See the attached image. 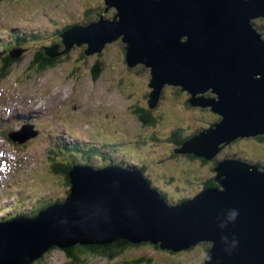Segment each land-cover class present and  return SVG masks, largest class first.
Masks as SVG:
<instances>
[{"label": "water", "instance_id": "95a60500", "mask_svg": "<svg viewBox=\"0 0 264 264\" xmlns=\"http://www.w3.org/2000/svg\"><path fill=\"white\" fill-rule=\"evenodd\" d=\"M105 3L106 10L116 9L114 19L69 28L63 52L86 43L85 53L94 54L122 36L128 64L150 68V107L168 83L187 90L191 104L221 116L176 152L212 160L237 138L264 135V38L252 22L264 17V0ZM58 47L52 44L46 53L58 56ZM14 51L15 57L23 52ZM209 89L217 96H205ZM35 134L10 136L22 143ZM214 170L218 186L169 205L141 171L74 165L64 201L34 218L0 222V264L32 263L53 245L119 239L174 251L208 241L204 264H264V170L238 158H224Z\"/></svg>", "mask_w": 264, "mask_h": 264}, {"label": "rangeland", "instance_id": "374dc122", "mask_svg": "<svg viewBox=\"0 0 264 264\" xmlns=\"http://www.w3.org/2000/svg\"><path fill=\"white\" fill-rule=\"evenodd\" d=\"M115 11L112 7L106 12L104 0H0L1 53L6 48L1 45L3 41L9 46L14 44L9 36L13 30L21 35L27 33L28 37L37 36L31 51L23 54L8 73L3 76L0 71V131L7 125L19 128L32 123L39 133L19 144L0 132V220L13 211L28 212L39 202L67 196L69 186L64 175L54 173L51 164L53 158L73 159L66 149L73 145L92 156L102 153L108 144L101 156H117L125 163L130 160L145 165L147 177L174 194L167 200L169 203H175L182 194L192 197L205 180L216 176L215 158L242 157L264 166V137L237 138V142L225 146L206 162L176 152L179 148L170 138H184L221 117L211 107L191 104L187 90L168 83L157 104L150 107V69L142 62L128 64L122 36L99 53L83 56L87 46L75 45L61 55L54 67L40 73L33 69V51L44 44L61 43L63 26L74 21L87 22L99 14L112 18ZM253 20L264 38V17ZM16 53L12 51L11 55L15 57ZM2 64L1 60L0 67ZM96 65L99 71L95 74ZM205 96L217 94L209 89ZM140 109L149 110L154 122L146 124L140 120L136 112ZM31 130L25 128L24 132ZM100 143L101 146L96 145ZM91 158L93 164L103 163L100 156ZM20 189L21 199L14 195ZM210 243L199 242L177 252L152 243L136 245L114 259L86 253L78 264H201L208 258ZM142 257L151 258V262L139 263L137 259ZM41 259L35 264H70L69 255L59 248L51 249Z\"/></svg>", "mask_w": 264, "mask_h": 264}, {"label": "trees", "instance_id": "16d2710c", "mask_svg": "<svg viewBox=\"0 0 264 264\" xmlns=\"http://www.w3.org/2000/svg\"><path fill=\"white\" fill-rule=\"evenodd\" d=\"M253 22H254V20H253ZM69 26H72V25H68L66 27L68 28ZM66 27L64 29H61V31H64L65 29H67ZM12 39L15 40V43L14 44H16V47H21V48H24V49L29 48L30 51H31V47H32L31 45H33L35 43L34 42L35 38H33V37H30L29 38L27 34H24V35L23 34L22 35L21 34H16L15 33V30L12 32ZM13 46H9L7 43H5V47L6 48L4 49V51L2 53L0 52V55L2 54V56H0V60H2V63H3L1 65V67H0V71H1V74L3 76H4L5 73L9 72V69L12 68V66L17 61H19L20 59H22V57H23V55H20L17 58H13V56L11 55V50H12ZM65 47H66V45H64V43L61 42L60 43V48H59L61 54L58 55V56H55V57H51V56H49L46 53V50L48 49L47 46H45V45L38 46L37 49H35L33 51V53H34L35 56H34L33 61L31 62V64L33 63V65L36 66L33 69H36L40 73V71H44V70H46L48 68L54 67L59 62V60L61 59V55L64 53L63 52V49ZM74 47H75V45H74ZM85 55H87V54L85 53V50H84L83 56H85ZM97 71H99L98 66L96 68H94L95 74H96ZM136 112H137V115H138L139 119L142 120L144 123L151 124L152 122H154V118L152 116H150L149 110L146 111L144 109H140V110H136ZM216 116L219 117L218 115H216ZM198 132H200V131H198ZM198 132H196V134ZM179 136H181V135H179ZM195 136H196L195 133H191L189 135H186L184 138H180V137H178V136L175 135V136H173L170 139H172L177 145L180 146V145H182L183 143H186L187 141H189L191 138H193ZM262 137H264V136L261 135V136H257L256 138H262ZM234 142H237V140H234L232 143H234ZM68 149H70V148H68ZM73 149H74L73 151H75V152H69V153H70V155H73L76 158V156H77V153L76 152L78 151V146L73 147ZM70 151H72V149ZM54 152L57 153V151H54ZM102 153H104V152H102ZM102 153L100 152L98 154V156L101 157L100 159L102 161L103 160L104 161H107L109 159L110 162L119 164V162H116V159L115 158H112V157H109L108 158V156H101ZM86 155H88V154L86 153ZM187 155L189 156V158H196L197 157L194 154H187ZM82 156H85V155H82ZM200 158H201V160L203 162H206L207 161L206 159H203L202 157H200ZM53 160H54V165H53V168L51 167V169L53 170L54 173H60L61 175H64L66 184L68 186H70V178L68 177L67 174H68L69 170L71 169L72 165L70 163H65V162L61 161V159H57L56 160L55 158H53ZM214 163H215V165H217V163H218V161L216 160V158H215V162ZM214 178H215V176L212 177L207 182V186H216L215 185V179ZM163 191H164V189H163ZM163 191H162V195L164 196L165 199L168 200V198L170 199V197H172V198L175 197L174 195H171V190H170V192H168L166 190L164 192ZM68 194H69V190H67V195ZM182 200L185 201L186 200V196L185 197H182ZM55 202H58V201L56 200ZM50 203H54V201H50L49 203H47L45 205H41L43 203L39 202L38 204H40L41 207H39L40 209L39 208L37 209V213H38V210L39 211L40 210H43L45 208V206H47ZM10 214H11L10 217H13L14 214L20 215L22 213L13 211ZM30 215H31V213L25 214V216H30ZM149 243H151V242L150 241H145V242L137 243L136 244V243H132L131 241H129L127 239H119V240H116V241H114L112 243H107V244H89V245H87V244H85V245L78 244V245L73 246V247L64 248V250L66 251V253L70 257V260H69L70 261V264H78L80 262V260L82 259V257L86 253H90V254H100V255L105 256V257H107L109 259H114L118 255L122 254L126 249H128L131 246L143 245V244H149ZM157 246H159V245H157ZM53 248L55 249V248H57V246L56 245L55 246L54 245L51 246V249H53ZM191 248H193V247H191ZM172 251L173 252H177V251H174V250H172ZM80 254H83V255L80 256ZM44 255H46V253ZM44 255H42L40 257V259L43 258ZM137 260H138L139 263H141V262L150 263L151 262V258L144 259L142 257V258H138ZM33 264H35V262Z\"/></svg>", "mask_w": 264, "mask_h": 264}, {"label": "clouds", "instance_id": "9594fccd", "mask_svg": "<svg viewBox=\"0 0 264 264\" xmlns=\"http://www.w3.org/2000/svg\"><path fill=\"white\" fill-rule=\"evenodd\" d=\"M104 3H105V0H104ZM106 4V3H105ZM106 6H107V4H106ZM110 8H112V7H110ZM110 8H108L107 10H106V12L110 9ZM114 10H116L115 8H114ZM105 12V13H106ZM116 12L117 11H115V13H114V15H113V17L112 18H107V17H105V16H103L102 14H99L98 16H96V17H94L93 19H91V20H88L87 22H78V21H74V22H71V23H68L67 24V26L68 25H72V26H69L67 29H65L64 31H62V33L60 34V36H62V34L63 33H65V31L66 30H68L69 28H71V27H73V26H75V25H88V24H90V23H92V22H95V21H98L99 20V18L100 17H103V18H105V19H109V20H112V19H114V16L116 15ZM252 22H253V20H252ZM253 24H254V22H253ZM255 26V25H254ZM65 27H63L62 29H64ZM259 31V30H258ZM262 33V32H261ZM18 34V33H17ZM20 34V33H19ZM23 34V33H22ZM12 37V36H11ZM120 38V37H119ZM117 40V39H116ZM121 40H122V38H121ZM113 41H115V40H113ZM112 41V42H113ZM123 41V40H122ZM63 42V41H62ZM5 43H7L6 41H3L2 43H1V45H5ZM13 43H15V40L13 41ZM55 43H57L58 45H59V47H60V43L59 42H54V43H52V44H55ZM108 43H110V42H108ZM108 43H106V44H108ZM85 45H87L86 43H84ZM9 45V44H8ZM14 45V46H13ZM12 46H13V48H12V50H11V52L12 51H14V50H16V49H22L23 50V52H22V54L21 55H23V54H25V53H28V52H30V50H29V48H26V49H24V48H21V47H16V44H13ZM45 46H50V45H47V44H44ZM76 45V44H75ZM15 47V48H14ZM59 47H58V51H60L59 50ZM73 47V46H72ZM71 47V48H72ZM2 48H3V46H2ZM70 48V49H71ZM87 48V47H86ZM104 48H105V46H104ZM125 48H126V46H125ZM69 49V50H70ZM64 50V49H63ZM85 50V49H84ZM103 50V49H102ZM101 50V51H102ZM100 51V52H101ZM64 52H67V51H64ZM97 53H99V52H97ZM88 55H91V54H88ZM20 55H17L16 57H13V58H17V57H19ZM96 67H97V65H96ZM149 68V67H148ZM150 69V68H149ZM150 74H151V71H150ZM163 90V89H162ZM160 98V97H159ZM219 122V121H218ZM199 133V132H198ZM196 135V134H195ZM63 143H64V141H63ZM230 144H233L232 142L230 143ZM227 146V145H226ZM225 147V146H224ZM223 147V148H224ZM223 148H222V150H223ZM219 153V152H218ZM216 157V156H215ZM222 159H219V160H217L218 162L219 161H221ZM216 166V165H215ZM215 169V168H214ZM216 172V171H215ZM211 179V178H210ZM210 179H208L207 181H209ZM215 179V178H214ZM215 185L216 186H218V182H216V180H215ZM216 186H212V187H216ZM208 187H210V186H208ZM153 188H155V187H153ZM156 189H158V188H156ZM160 192V191H159ZM161 193V195H162V191L160 192ZM163 196V195H162ZM164 197V196H163ZM165 199V198H164ZM6 219H2V221H5ZM202 242H208V241H202ZM154 245H156L157 246V244H154ZM211 246H212V243H210V247L208 248V250L211 248ZM159 247V246H158ZM57 248H59V249H62V250H64V248H60V247H58L57 246ZM51 250V247L47 250V251H45L42 255H44L45 253H47L48 251H50ZM166 250H169V249H166ZM188 250V249H187ZM207 250V251H208ZM169 251H172V250H169ZM173 252V251H172ZM41 255V256H42ZM40 256V257H41ZM45 256V255H44ZM40 257L39 258H37V259H35V260H33V262L31 263V264H33L34 262H36L37 260H40ZM208 259V258H207ZM205 263V261L203 262V263H201V264H204Z\"/></svg>", "mask_w": 264, "mask_h": 264}, {"label": "bare ground", "instance_id": "6f19581e", "mask_svg": "<svg viewBox=\"0 0 264 264\" xmlns=\"http://www.w3.org/2000/svg\"><path fill=\"white\" fill-rule=\"evenodd\" d=\"M38 13V12H37ZM35 15V14H34ZM32 17V16H31ZM30 20V19H29ZM66 26V25H65ZM64 27V26H63ZM10 33H12V32H10ZM16 34H17V32H16ZM27 34V33H26ZM24 35V34H23ZM29 35V34H28ZM7 36V35H6ZM10 36V35H9ZM20 36V35H19ZM18 37V36H17ZM25 37V36H24ZM30 37V36H29ZM37 37V36H36ZM35 37V38H36ZM11 38V37H10ZM17 40V39H16ZM21 41V40H20ZM17 43V42H16ZM19 45V44H18ZM3 49V48H2ZM1 61V60H0ZM8 73V72H7ZM6 74V73H5ZM59 96V95H58ZM38 105V104H37ZM32 105H29V107H31ZM38 112V111H37ZM38 114V113H37ZM39 115V114H38ZM59 116V115H58ZM58 118V117H57ZM61 123H63V122H61ZM29 129V128H28ZM71 138H73V137H71ZM73 140V139H72ZM75 144V143H74ZM67 147V146H66ZM68 148V147H67ZM29 183V182H28ZM18 184V183H17ZM46 207V206H45ZM28 264H31V262L30 263H28Z\"/></svg>", "mask_w": 264, "mask_h": 264}]
</instances>
